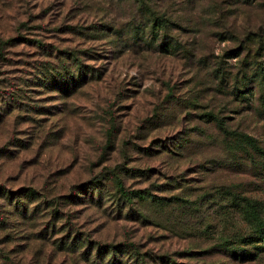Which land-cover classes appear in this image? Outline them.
I'll return each mask as SVG.
<instances>
[{
	"label": "rangeland",
	"instance_id": "374dc122",
	"mask_svg": "<svg viewBox=\"0 0 264 264\" xmlns=\"http://www.w3.org/2000/svg\"><path fill=\"white\" fill-rule=\"evenodd\" d=\"M250 142L264 0H0V264H264L238 210L264 201Z\"/></svg>",
	"mask_w": 264,
	"mask_h": 264
},
{
	"label": "trees",
	"instance_id": "16d2710c",
	"mask_svg": "<svg viewBox=\"0 0 264 264\" xmlns=\"http://www.w3.org/2000/svg\"><path fill=\"white\" fill-rule=\"evenodd\" d=\"M169 25H171L170 22H168L167 24V20H164L162 17H154L151 20L150 23V27H149V35L151 36V38H153V40L158 41V43L156 44L157 47L162 50V51H169V49H173L174 45L170 42H167V40L163 39V38H168L167 34H165V32H168V28ZM174 25V24H173ZM176 25V24H175ZM177 29H179V26H176ZM171 47V48H169ZM237 56L238 52L237 50H229L228 52L224 53L225 57H232V56ZM77 69L81 70V62L78 61L77 62ZM72 79V77H71ZM66 81L62 82V85H65ZM61 83V82H60ZM67 84V83H66ZM16 99V98H15ZM202 117L205 118L206 121H213L214 124L222 131V132H226L227 129L225 127V123L224 121L220 118L215 116L212 112H205L202 114ZM228 132V131H227ZM249 146L254 149L255 151L259 152L261 157H262V171L264 173V152L257 147L255 144H252L251 142L249 143ZM117 191L120 192L121 197H123V199H132V198H138V199H144V194L140 191V190H130V191H126L124 190V188L117 183ZM0 190H2V188H0ZM23 195V194H22ZM6 198H8V196H5ZM236 196H232V200H236ZM242 200L244 201L243 204L239 205V209L242 213H245V216L248 218L249 220V224H251L252 227V231L251 234L256 233V235L263 236L264 235V201H259V200H247L245 198H242ZM20 203L19 201V196L18 199L15 200V202ZM14 202V203H15ZM238 203L234 202V205L236 206ZM238 210L236 209V211L238 212ZM240 213V212H239ZM250 233L247 234L246 236H242L240 238H238V240L234 243H232V245H235L234 248L230 247L231 243L227 242L225 245L226 247H230L228 250L229 251H237V257L241 260H251L254 259L253 257L254 254L250 253L248 251V246H252V244H254L255 242H262V239L260 240H255L254 239V235H251ZM253 237V239H252ZM258 239V238H257ZM89 243V242H88ZM98 245L99 249H103L104 245L102 244H96ZM241 245L242 247L240 248ZM113 248H117V246H113ZM88 250V245L85 249V254L86 251ZM96 253L98 251L97 247H96ZM120 252H122V250H119ZM111 252V251H110ZM120 264V263H118Z\"/></svg>",
	"mask_w": 264,
	"mask_h": 264
}]
</instances>
